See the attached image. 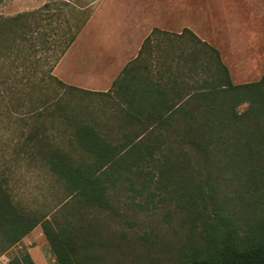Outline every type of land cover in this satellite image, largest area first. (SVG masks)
I'll use <instances>...</instances> for the list:
<instances>
[{"label":"trees","instance_id":"obj_1","mask_svg":"<svg viewBox=\"0 0 264 264\" xmlns=\"http://www.w3.org/2000/svg\"><path fill=\"white\" fill-rule=\"evenodd\" d=\"M59 3L62 6L45 2L32 12L0 16V55L21 49L25 42L35 48L52 40L47 76L53 89L62 91L61 96L53 94L50 116L56 115L71 133L68 150L35 139L49 170L71 197L111 210L109 192L124 172L151 161L155 152L163 162L173 152L175 160L167 169L161 165L155 187L169 186L161 199L173 201L189 231L195 232L180 249L179 264H264V58L257 80L235 83L213 44L187 27L180 32L154 27L108 90L79 88L52 71L88 14L68 0ZM53 18L67 29L58 34V24L47 30L41 20ZM6 81L3 75L0 83ZM92 94L102 97L101 105L114 108L107 118L121 124L118 136L107 123L99 124L89 103H83ZM242 104L245 108L239 111ZM163 146L168 153L162 152ZM75 149L80 151L77 157L71 155ZM37 225L55 264H96L91 243L70 220L19 208L0 178V255ZM5 264L35 263L24 249L11 252Z\"/></svg>","mask_w":264,"mask_h":264},{"label":"rangeland","instance_id":"obj_2","mask_svg":"<svg viewBox=\"0 0 264 264\" xmlns=\"http://www.w3.org/2000/svg\"><path fill=\"white\" fill-rule=\"evenodd\" d=\"M68 1L70 6L83 9L89 19L53 69L66 84L92 91L107 90L138 50V46L125 47L123 42L134 36V29L128 27L131 19L139 26L146 21V30L138 34V45L153 26L178 30L188 25L220 49L235 83L257 80L263 73L264 0ZM45 2L62 6L60 0H3L0 16L32 12ZM185 5L189 11L182 23L181 6ZM64 8L68 13L69 8ZM49 12L52 14L51 10L43 15L49 16ZM176 20H179L178 26H174ZM41 23L48 24L47 30L60 24L58 34L67 29V25L55 18L47 22L43 19ZM51 41H43L35 48L25 42L21 49L0 55V78L3 75L7 78L5 84L0 83V178L4 179L13 201L23 210L70 220L91 243L90 256L96 264H179V251L195 232L189 231L184 213L173 201L161 199L169 186L164 183L165 190L155 187L161 165L167 169L175 160L173 152L166 162L155 152L151 161L124 172L109 192L111 210H101L71 197L60 179L49 170L43 148L35 139L44 138L53 146L68 150L71 133L56 115L50 116L53 94L59 92L61 96L62 91L53 89V82L47 76L52 60V51L47 50ZM3 60H6L4 66ZM27 82L35 87L31 88ZM101 98L88 95L83 103H89L99 124L107 123L114 136H118L121 124L107 118L115 110L110 104L101 105ZM82 99L77 100L82 102ZM244 108L242 104L238 110ZM100 129L105 126L100 125ZM78 152L75 149L71 155L77 157ZM162 152L168 153V150L163 146ZM24 249L35 264H55L40 225L1 254L0 264L7 263L11 252Z\"/></svg>","mask_w":264,"mask_h":264},{"label":"crops","instance_id":"obj_3","mask_svg":"<svg viewBox=\"0 0 264 264\" xmlns=\"http://www.w3.org/2000/svg\"><path fill=\"white\" fill-rule=\"evenodd\" d=\"M143 7L145 6L144 4L142 5ZM149 8H151V10H152V8H153V6H152V3L151 4H149ZM124 10H126L127 11V8H124ZM129 11H132V8H130L129 9ZM128 11V12H129ZM188 11H189V7H188V5H185V6H181V13H180V15L182 16V23H184L183 22V20L185 19V16L188 14ZM88 19H89V16H88V18H87V20H86V23H87V21H88ZM181 21V20H180ZM85 23V24H86ZM178 24H179V20H176V21H174V26H178ZM187 24V23H186ZM128 27H131V28H133L134 29V36H130V37H128V38H126V40H124L123 42L125 43V47H134V46H138V50H137V52H136V54L133 56V57H131L126 63H128L130 60H132L134 57H136V55H137V53H138V51H139V48H140V46H141V44H142V42H143V40H144V38L150 33V31L154 28V27H157V26H153L152 28H151V30L149 31V33L148 34H146V36L143 38V40H142V42H140V45H138L139 44V42H138V34H140V33H142V32H144L145 30H146V21L145 22H143L140 26L139 25H136V23H135V21H132V19H131V21H129L128 22ZM184 27H187V28H189V29H191L190 28V26H185V25H183V27L181 28V29H163V28H160V29H163V30H167V31H174V32H180ZM83 28V27H82ZM157 28H159V27H157ZM192 30V29H191ZM81 31V30H80ZM128 31V30H127ZM126 31V32H127ZM197 36H199L198 34H197V32L196 31H194V30H192ZM80 33V32H79ZM78 33V34H79ZM78 34H77V36H78ZM76 36V37H77ZM201 39H203V40H206V41H208L209 43H211L208 39H205V38H202L201 36H199ZM76 39V38H75ZM75 39H74V41H75ZM74 41L71 43V45L67 48V50L72 46V44L74 43ZM137 43V44H136ZM212 44V43H211ZM214 45V44H213ZM215 46V45H214ZM216 47V46H215ZM219 51H220V49L218 48V47H216ZM67 50L63 53V55L67 52ZM63 55L59 58V60L63 57ZM220 55H221V52H220ZM221 58H222V55H221ZM58 60V61H59ZM222 60H223V58H222ZM58 61H57V63H58ZM224 61V60H223ZM56 63V64H57ZM125 63V64H126ZM55 64V65H56ZM124 64V65H125ZM123 65V66H124ZM228 66V65H227ZM55 67V66H54ZM54 67H53V69H54ZM123 68V67H122ZM121 68V69H122ZM229 68V67H228ZM230 70V69H229ZM121 71V70H120ZM119 71V72H120ZM53 72V71H52ZM54 74V73H53ZM119 74V73H118ZM117 74V75H118ZM231 74V73H230ZM55 76H57L56 74H54ZM58 77V76H57ZM232 77V76H231ZM59 79H61L60 77H58ZM62 80V79H61ZM114 80V79H113ZM64 82V81H63ZM112 83V82H111ZM109 89V88H108ZM107 89V90H108ZM93 91H95V90H93ZM106 91V90H105Z\"/></svg>","mask_w":264,"mask_h":264}]
</instances>
